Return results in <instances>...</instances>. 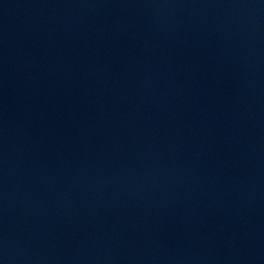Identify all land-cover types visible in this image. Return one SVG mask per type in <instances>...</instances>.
<instances>
[{"label": "water", "instance_id": "95a60500", "mask_svg": "<svg viewBox=\"0 0 264 264\" xmlns=\"http://www.w3.org/2000/svg\"><path fill=\"white\" fill-rule=\"evenodd\" d=\"M0 264H264V0H0Z\"/></svg>", "mask_w": 264, "mask_h": 264}]
</instances>
